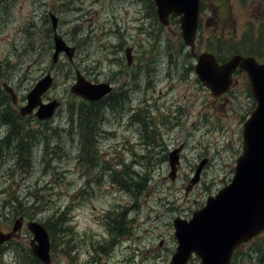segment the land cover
<instances>
[{"label":"rangeland","instance_id":"rangeland-1","mask_svg":"<svg viewBox=\"0 0 264 264\" xmlns=\"http://www.w3.org/2000/svg\"><path fill=\"white\" fill-rule=\"evenodd\" d=\"M60 4L64 10L58 8ZM1 6L0 88L3 81L10 80L23 98L43 74L51 71L55 80L45 99H60L61 105L43 126L51 136L56 131L49 138L50 144L43 143V138L34 131L30 132L31 138L24 137L25 153L29 159L32 157L27 168L15 163L21 135L6 137L10 145L0 142V229L10 231L19 216L17 211L13 215L16 198L19 196L25 204L29 192L37 188L41 201L31 208L34 216L27 220L44 224L52 213L59 214L63 221L58 240L61 247L57 246L56 251L53 247L55 263L169 264L176 246L172 219L190 218L194 210L204 205L208 195H214L230 182L240 153L242 123L254 107L249 91L237 83L227 99L219 102L201 88L197 77L188 90L186 85L175 83L179 79L177 75L189 73L193 63L189 49L183 44L178 20L172 18L168 25H161L153 0L150 3L147 0H6L5 8ZM45 10L57 15L58 33L76 47L72 62L62 55L56 64L51 63L53 35ZM201 12L204 19L196 42L197 52L210 48L212 40L219 38L228 43V48L243 39L264 62V0H202ZM208 14L212 17L214 14L217 22L208 19ZM127 46L135 49L138 58L134 67L128 69L135 68L139 73L134 70L135 78L131 79L137 91L133 92V101L115 98L96 106L97 133L95 137L90 134L87 143L96 146L90 166L86 150L79 146L80 127L76 121L71 131L68 127L69 109H76L82 99L70 93L69 88L76 71L94 83L107 82L117 73L122 92L126 63L123 50ZM166 71L173 75L171 83L181 85L173 91L179 98L177 103L158 102L160 88L163 92L168 90L167 81L160 79ZM131 92L130 88L123 95L127 97ZM0 94L3 97L1 91ZM178 107H181L179 113ZM14 111L0 101V118L9 114L18 119ZM134 112L142 121L139 133L133 134L125 122ZM15 123L16 128L22 129L32 125L27 121ZM2 124L0 120V141L6 128ZM29 128L34 129L35 125ZM48 145H53L57 152L48 154ZM179 146L180 161L172 180L167 153ZM80 155L85 164L78 161ZM204 157L208 163L199 181L189 186L196 164ZM114 174H118L121 183L130 178L125 185L127 190L121 194L110 187L111 181L103 180H115ZM141 182L143 186L139 185ZM82 184H87L89 189L78 196L76 191ZM129 205L134 209L128 234L108 255L87 262L80 254L81 236H89L91 230L98 233L91 237L94 243L107 237L97 231L94 216L111 206L116 213ZM115 220L113 215L112 222ZM13 238V244L27 251L31 235L26 227ZM11 245L0 248V264H16L12 251L8 250ZM157 252L158 259L154 257ZM189 264H199V259L194 257ZM232 264H264V231L238 248Z\"/></svg>","mask_w":264,"mask_h":264},{"label":"water","instance_id":"water-1","mask_svg":"<svg viewBox=\"0 0 264 264\" xmlns=\"http://www.w3.org/2000/svg\"><path fill=\"white\" fill-rule=\"evenodd\" d=\"M153 3L162 25L169 23L170 16L178 17L183 43L189 47L190 55L195 56L199 0H153ZM48 17L53 35L51 63H56L60 54L71 62L76 52L75 46L67 43L58 33L57 15L50 11ZM130 52L129 46L124 49L128 64ZM236 68L246 73L255 105L242 125L241 153L236 159L234 175L231 182L218 193L209 195L205 205L193 212L189 220L180 217L173 220L177 245L170 264H187L192 253L200 258L199 264H229L232 251L264 229V63L240 54L218 63L212 53L203 51L196 55L193 65L199 82L209 88L214 97L228 91ZM53 79L51 72L47 71L35 82L25 95L26 103L19 107L20 115L34 111L39 120H47L54 115L60 101H42V95L51 88ZM2 86L11 101L16 103L12 88L6 82ZM69 89L73 94L95 101L109 91V86L105 82L88 81L76 71L74 83ZM178 162V149H175L169 154L171 178L175 176ZM204 164L205 159H202L196 165L190 185L198 181ZM20 226L21 218H17L12 232L0 230V243L9 240ZM26 226L32 233V253L44 264H50L48 231L34 220L27 221Z\"/></svg>","mask_w":264,"mask_h":264},{"label":"flooded vegetation","instance_id":"flooded-vegetation-1","mask_svg":"<svg viewBox=\"0 0 264 264\" xmlns=\"http://www.w3.org/2000/svg\"><path fill=\"white\" fill-rule=\"evenodd\" d=\"M0 2H1V0H0ZM215 10L216 9H214V12H215ZM203 19L204 18L202 17V12H200L199 13L198 27H201V25L203 23ZM208 19L212 20L215 23L217 22V20L214 19V14H213V17L211 16V14H208ZM208 25L210 26V22H208ZM199 32H200V29H199ZM210 41L211 40H209V42ZM245 41L246 40L242 39L239 42H235V45L232 48H228L227 47L228 43H223L221 41V39L219 38L218 40H212V42L210 44L211 47L207 48V49L205 48L204 51L212 53L214 55V57L216 58L218 63H223L224 61L228 60L234 54H240L244 57H253L258 63H264L263 61H260L258 59V56L255 54V48L253 49L252 46L250 45V43H246ZM130 47L132 48L131 54H130V63L128 64L127 60H125L126 63L124 66L125 72H126V70H127V72H126V74L124 72L125 81L122 82L123 91L120 92V90H119L120 89V81L117 80L118 79L117 77H119L120 74H117V73L112 74V76H110L111 82H112L110 92L100 102H110V101H113L115 98H126L128 100L133 101L134 95H135L133 92L137 91V85H136V83L132 82L131 79L135 78V76L133 75L134 70H135L136 74H139V73L136 72L135 68L133 70H128V69L134 67L133 63L135 62L136 59L138 61V58H137L136 53H135V49L132 46H130ZM196 47H197V44H196ZM199 53L200 52L194 51V54H196V55ZM196 55L195 56L190 55L192 63L196 59ZM135 56H136V58H135ZM193 73H194V71H193V65H192L191 69H189V73H187V74L182 73V74L177 75V77L179 79L177 81H175V83L178 82L182 85H186L187 90L190 89L192 87L194 80L196 79V76ZM172 77H173V75L168 74L167 71H166L165 75L160 77V79L163 78V80L167 81V84H168L167 89L168 90L166 92H163L162 87L160 88V90H159L160 97L158 99V102L164 101V100L166 102H172V103L179 102V98L175 97V94L173 91L176 87L177 88L181 87V85H174V83H171V80L173 79ZM0 78H2V77L0 76ZM4 82H6L12 88L13 92L15 93L16 103H12V101H10V96L8 95L7 92L4 91V89H3V93H2L3 98H4V100L6 98H8V101L6 102L7 107L12 109V110H15L16 112L14 111V116L18 117L19 119H15L14 117H12L9 114L3 115L0 118V120L3 121L2 125L6 126V128L3 130L4 137L1 139L0 142H2V144H4V145H10L9 140H5V138L8 136H17V135H21L20 137H22L23 140H26V138H24V137L31 138L33 135L30 134V132L34 131L36 136L39 135L40 132H43V134H41L40 136L43 138L42 139L43 143H45L46 142L45 136H50V135H49V130L45 129L43 126L45 124H47L48 122L45 120L42 121V120L37 119L33 113L21 116L18 112V108L20 105L25 103V96L23 98L20 97V95L16 89L15 83L11 82L10 80L4 81ZM197 83H198V81H197ZM237 83H242V84H240V86H244L249 91L250 97H251L252 101L255 103L253 96H252V93H251V89H250V85H249V81H248L246 73L243 71H240L237 68L232 73V83H231L228 91L223 95L214 97L211 94V91L209 90V88L202 86V85H200V86L203 90H205L207 92V94H210L212 97H214L213 98L214 100L219 101V102H223L224 100L227 99V95H229L233 91L234 86ZM130 88L132 89V92L130 94H127V97L124 96L123 94H125ZM119 94H121V96H118ZM45 96H46V94L43 96V98H44V100H47V99H45ZM180 105H183V104L180 102ZM129 110H130V106H129ZM176 111L178 113L181 112V107H178L176 109ZM128 114H129V112L125 113L124 115L127 116ZM15 121H17V122L23 121L24 123L26 121L30 122V123L32 122V125L34 124L35 128L36 127L39 128L40 126H42L43 129L29 128V126H32V125H29L28 128H24V129L16 128L17 124L15 123ZM141 121H142V118L138 117L137 113H135V112L132 113L129 116V118L127 119V121L125 122L126 126L128 127V131H130L133 134L135 132L139 133V126H141ZM95 123L97 125V119H96ZM114 124L115 123L112 122L111 126H113ZM158 133H159V130H158ZM44 134H46V135H44ZM95 134L93 133L92 137H95ZM12 143H13V141H12ZM79 146L81 149H85L86 151L88 150L92 153L95 152L96 146H94L92 144L90 146L88 144H83L82 140H80ZM141 146H142V144H141ZM179 148H180V146L178 148L173 147V149L169 150L167 153V160H168L169 153L172 152L173 150L179 149ZM178 155H179V153H178ZM91 158H94V155ZM31 159H32V157L28 160L29 164H31ZM203 159H205V164L203 166V168H204L205 165L208 163V158L204 157ZM19 160H20V157H19V153L17 151L15 163L17 164L19 162ZM78 161L82 162V164H85L82 155L78 156ZM92 164H93V162H91L90 166H92ZM176 167H178V166H176ZM203 168H202L201 172L203 171ZM95 179H96V177H95ZM129 179H127V178L123 179V183H121L120 179H115L116 180L115 181L113 179L109 180V179L104 178L103 180L111 181L110 187L112 189L116 190L117 192H119V194H121V192H124L125 189L127 190V187H125V185H127L129 183ZM86 185L87 184H82L79 187V189L76 191V195L81 196L82 191L89 189V187H87ZM139 185L143 186L142 182ZM127 192L128 191H126V193ZM112 209H113V206H111L108 209H103L100 211V213H98L96 216H94V221L98 227L97 231H99L100 233H105L107 235V237L104 241H102L100 243L92 242L91 237L92 236H98V233L93 232L92 230L90 232V235L91 234L92 235L91 236L89 235L90 237L83 234V236H81V238H80V245H79V248L81 250L80 254H82L86 257L87 262L93 263L97 260L102 259L104 256L108 255L111 252V250L114 249V246L117 245L118 242L123 237H125L126 234H128V232H129L131 221H132V219H130V215L133 212L132 210L134 208L131 209L130 205L127 207H121L120 210L116 211V213H113ZM113 215H116V220L114 222H112ZM19 217L22 218L23 224L27 219H29L28 217H26L24 215H19ZM23 224H22L20 230L23 228V226H24ZM84 245L87 247L83 248ZM154 257L158 259V252L155 253Z\"/></svg>","mask_w":264,"mask_h":264},{"label":"trees","instance_id":"trees-1","mask_svg":"<svg viewBox=\"0 0 264 264\" xmlns=\"http://www.w3.org/2000/svg\"><path fill=\"white\" fill-rule=\"evenodd\" d=\"M151 1L152 0H147V2H149V3ZM241 1L244 2V0H241ZM0 5H2L1 8L4 9L5 8V0H1ZM58 8L60 10H64V9H62V5L61 4L58 6ZM43 13L47 14L46 10ZM0 91H2L1 88H0ZM2 98L3 97H1V94H0V101L4 100V98H3V100H2ZM4 101H3V105L6 106V102L8 100L5 99ZM6 108H8V107H6ZM97 112H98V109H97L96 106H90L89 104H82V103L79 104V105L77 104L76 105V109H74V110H72V107L69 109V113L71 115L72 114H76L74 119L77 116H78V120L81 118V120H80L81 126H79L77 124V127H80L79 134H80V139L82 140L83 144H87V142L89 140V135H90L89 133H90L92 127H93V125H92L93 122L91 121V119H89V117L91 115H93L92 113H97ZM82 114H83V116H82ZM78 120L76 122H78ZM77 127L75 126V128H77ZM69 128H74V127L71 125V126H69ZM39 129H43V127L41 126ZM39 134H43V132H40ZM54 134H56V131L54 132ZM54 134H53V136H51V135L50 136H45L46 137L45 144H50V141H49L50 139L49 138L51 137V139H52L54 137ZM44 135H46V134H44ZM37 137H39V136L37 135ZM18 144H19L18 153H19V157H20V160L18 162V164L20 165L19 167L27 168L29 166L28 159H27L28 155L25 153V149H26L27 143L23 140L22 137H19ZM54 146L58 147V144H55ZM54 146L53 145H48V150H47L48 154L57 152L58 149L55 150L56 148H54ZM86 153L89 156V153L88 152H86ZM90 160H91V157H89V161ZM91 162L92 161H90L89 164H91ZM114 175L118 176V174H114ZM39 190L40 189L34 188L32 191H30L29 192L30 197L26 198L27 202L25 204H23L21 198L18 196L16 198V200H15L16 204L14 205L13 215L17 211V215H24V216L29 217V218H30V216H33V214L31 213V210H34V209H31V208L32 207H37L36 205H38L40 203V201H41V198L38 197V194H37V191H39ZM34 193H36V195ZM12 202H14V200ZM18 210H21V212H19ZM27 212H29V213H27ZM48 216H49V218L45 220L44 226L49 231L52 240H54V242H56V245H54V249L56 251L57 250V246H60L59 243H58V240L60 238V236H59L60 233L59 232L63 231V229H62L63 221H62V217L59 214L55 215V214L51 213ZM14 249L16 250V252H18V247H15ZM29 253L30 252H29V249H28V254ZM22 254H23L24 257H28V255H26L25 253L22 252ZM32 262H33V264H36V263L39 264L37 262L36 258H33Z\"/></svg>","mask_w":264,"mask_h":264},{"label":"bare ground","instance_id":"bare-ground-1","mask_svg":"<svg viewBox=\"0 0 264 264\" xmlns=\"http://www.w3.org/2000/svg\"><path fill=\"white\" fill-rule=\"evenodd\" d=\"M64 5V4H63Z\"/></svg>","mask_w":264,"mask_h":264}]
</instances>
